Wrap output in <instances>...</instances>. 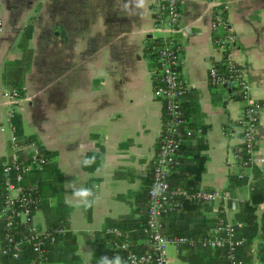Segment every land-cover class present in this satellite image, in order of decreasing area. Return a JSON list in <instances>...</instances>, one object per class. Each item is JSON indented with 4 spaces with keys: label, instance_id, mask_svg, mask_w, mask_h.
I'll list each match as a JSON object with an SVG mask.
<instances>
[{
    "label": "crops",
    "instance_id": "1",
    "mask_svg": "<svg viewBox=\"0 0 264 264\" xmlns=\"http://www.w3.org/2000/svg\"><path fill=\"white\" fill-rule=\"evenodd\" d=\"M225 2L226 18L236 34L233 62L242 70L250 95L264 103V0ZM180 5L176 39L186 84L182 110L188 122L205 128L199 127L202 133L191 138L201 142L204 156L198 190L217 191L220 196L212 204L199 203L196 209L166 215L163 224L166 230L208 228L209 232L224 218L246 227L241 203L249 199L255 180L264 192V109L256 130L252 177L231 193L230 177H236L233 171L238 168L234 148L241 138L242 102L237 94L209 83V66L223 57L210 30L211 1L180 0ZM0 19V126L5 128L0 131V167L12 152L13 136L32 137L46 156V151L54 155L51 171L43 169L26 178L39 187L36 220L48 224L60 219L68 228L53 245L46 264H96L104 256L100 239L107 220L137 216V194L149 177L162 127L163 105L152 95L156 64L145 52L148 43L160 36L150 0L143 9H136L133 0H0ZM30 19L32 58L15 109L21 125L18 137L6 123L4 92L13 82L6 79L5 67L21 57L18 42ZM85 155L95 156L90 167L81 164ZM184 157L180 152L179 158ZM71 186L93 188L95 203L89 218L87 208L74 201ZM254 215L260 230L251 242L255 256L251 264H260L256 252L264 242V199ZM2 233L0 229V244ZM88 252L99 254L93 260ZM0 264L11 261L0 253Z\"/></svg>",
    "mask_w": 264,
    "mask_h": 264
},
{
    "label": "built area",
    "instance_id": "2",
    "mask_svg": "<svg viewBox=\"0 0 264 264\" xmlns=\"http://www.w3.org/2000/svg\"><path fill=\"white\" fill-rule=\"evenodd\" d=\"M211 1L212 19L210 30L214 45L222 50V60L213 62L208 68L209 83L219 90L235 93L242 102L240 119V143L234 148L237 169L233 171L239 179L250 180L256 163L254 152L258 144L256 130L259 114L264 103L250 95L249 84L241 69L233 62L236 34L226 18L228 4L225 0ZM154 26L160 31L158 45L153 51L155 83L152 95L163 105V119L157 149L151 163V183L147 193L146 224L143 237L134 241L131 231L118 226L107 227L104 235L110 238L105 245L111 257L119 254L126 264H173L167 256V246H175L178 254L181 247H202L216 250L226 249L228 264H243L236 251L244 238L235 235V223L219 218L206 235H171L164 231L163 217L169 213H181L184 201L212 204L219 198L217 191L199 189L190 191L184 187H171L169 175L179 164L180 147L188 139L202 133L201 128L192 129L182 110V99L186 92L180 66L181 45L176 39L180 32V0H150ZM2 21L0 19V29ZM222 68V69H221ZM20 92L11 88L4 92L7 105L6 123L14 132L13 120ZM5 128L1 125L0 131ZM12 152L0 168L2 194L0 200V225L3 236L0 244L2 256L19 264H46L47 246L56 242L68 228L57 225L50 229L44 220H36L41 198L36 183L26 182L33 172L42 171L48 158L34 140L11 139ZM134 244L137 246L134 247ZM135 248H139L136 250ZM252 257L254 249L250 248ZM31 254L24 260V254Z\"/></svg>",
    "mask_w": 264,
    "mask_h": 264
},
{
    "label": "trees",
    "instance_id": "3",
    "mask_svg": "<svg viewBox=\"0 0 264 264\" xmlns=\"http://www.w3.org/2000/svg\"><path fill=\"white\" fill-rule=\"evenodd\" d=\"M33 19H30L24 26L22 37L20 38V41L18 42V47L21 50V57L18 59H15L12 62L7 63L5 67V77L7 80L12 81V87L19 90L20 95L22 94V80L23 75L27 71V69L30 66L31 58H32V49L29 46V40L32 35L33 31ZM158 45V42H149L148 45L145 47V52L148 55L149 58L152 59L153 57V51L155 47ZM218 67H223L220 63L218 64ZM222 69V68H221ZM184 117L187 119V117L184 115ZM13 126L15 128V135L18 137L20 135V119L15 116L13 120ZM188 126L192 129H196L198 127L204 126L200 123L195 122H188ZM32 137H24L23 140H28ZM201 145V142L198 140L196 143H193L191 139H188L185 141L181 147L180 152H183L184 158L179 159V164L175 167V169L170 173L169 175V182L171 187L181 186L184 187L190 191H196L199 188V181H200V175L203 171V163H204V156L200 154L199 147ZM47 158L48 162L46 163L44 167V171L46 169H49L51 171V167L54 155L48 151ZM1 168V167H0ZM259 173L255 171V177H258ZM255 180L252 183V190L250 192L249 199L247 201H244L241 203V220L244 224H246V227H235V235L237 238H244L245 242L237 248L236 254L238 258L243 260V264H251V258H252V252L250 251L251 242L253 238H255L260 230V228L257 227L255 222V215L254 211L258 204L264 199V192L261 186H256ZM151 183V170L149 177L147 179V182L142 187L140 192L137 194L136 198V204H135V213L137 214L136 217L134 216H127L120 219H111L107 220L106 225L104 226L105 229L107 227L111 226H118L124 230L131 231V235L134 241L139 240L143 237V228L146 224V207H147V193L148 189ZM246 183V179H239L236 177H230L229 181V187L228 189L232 193L233 189L238 186H243ZM2 194V183H1V174H0V199ZM183 210L182 213L185 210L196 209L199 206V202L197 201H184L183 202ZM41 207V204L39 205ZM167 215H178L176 212L169 213ZM87 216L90 217V207L87 208ZM264 221V218H263ZM264 224V223H263ZM57 225H66L63 221L60 219H54L50 220L48 222V226L51 228L57 226ZM1 232H3L2 228L0 227ZM104 229V230H105ZM264 229V225L261 227V231ZM164 231L166 234L171 235H188V236H201L206 235L208 233L207 229H172V230H166L164 227ZM104 233V231H103ZM3 235V233H2ZM63 236V235H62ZM61 236H59L56 240ZM264 237V236H261ZM109 235H104V237L101 240V251L102 254L107 255L111 257L109 250L107 249L105 245V240L109 239ZM55 242V243H56ZM50 244L47 246V262L49 260V252L52 250L53 245ZM137 246L134 244V247ZM136 250H139V248H135ZM180 250L184 253L181 255V259L185 261L187 264H228L226 259V249L225 248H218L216 250H211L209 248L202 247L201 245H197L195 247H181ZM179 250V252H180ZM73 253V250H72ZM99 252H94L92 259L95 260L94 257H97ZM27 257H31V254H24V260L27 259ZM256 258L260 262V264H264V242L260 243L257 247L256 252ZM8 259V258H7ZM10 260V259H9ZM11 261V264H19V262ZM60 262H65V259H59ZM46 262V263H47Z\"/></svg>",
    "mask_w": 264,
    "mask_h": 264
},
{
    "label": "clouds",
    "instance_id": "4",
    "mask_svg": "<svg viewBox=\"0 0 264 264\" xmlns=\"http://www.w3.org/2000/svg\"><path fill=\"white\" fill-rule=\"evenodd\" d=\"M136 9H143L146 4V0H133ZM95 162V156L88 157L83 156L81 164L83 167H90ZM71 195L76 202L77 206L85 208L92 207L95 203V194L93 188L84 186H71ZM88 255L93 256L92 252H88ZM96 264H126V261L119 254L112 257L107 255L101 256L96 259Z\"/></svg>",
    "mask_w": 264,
    "mask_h": 264
},
{
    "label": "rangeland",
    "instance_id": "5",
    "mask_svg": "<svg viewBox=\"0 0 264 264\" xmlns=\"http://www.w3.org/2000/svg\"><path fill=\"white\" fill-rule=\"evenodd\" d=\"M36 172H42V171H36ZM35 173V172H34ZM33 174V173H32ZM175 246L173 245H168L167 246V256L169 258H171V262L173 264H186L185 262H183V260H181V257L176 253L175 251Z\"/></svg>",
    "mask_w": 264,
    "mask_h": 264
}]
</instances>
